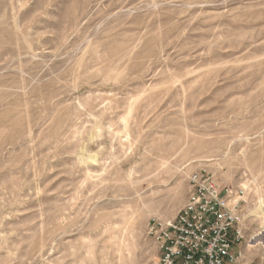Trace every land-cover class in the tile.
<instances>
[{"label":"rangeland","instance_id":"rangeland-1","mask_svg":"<svg viewBox=\"0 0 264 264\" xmlns=\"http://www.w3.org/2000/svg\"><path fill=\"white\" fill-rule=\"evenodd\" d=\"M194 170L264 264V0H0V264H149Z\"/></svg>","mask_w":264,"mask_h":264},{"label":"built area","instance_id":"built-area-1","mask_svg":"<svg viewBox=\"0 0 264 264\" xmlns=\"http://www.w3.org/2000/svg\"><path fill=\"white\" fill-rule=\"evenodd\" d=\"M187 183V200L176 216L148 224L158 249L149 264H236L244 238V191L220 188L204 170L191 171Z\"/></svg>","mask_w":264,"mask_h":264},{"label":"bare ground","instance_id":"bare-ground-1","mask_svg":"<svg viewBox=\"0 0 264 264\" xmlns=\"http://www.w3.org/2000/svg\"><path fill=\"white\" fill-rule=\"evenodd\" d=\"M241 257H242V254H241Z\"/></svg>","mask_w":264,"mask_h":264}]
</instances>
